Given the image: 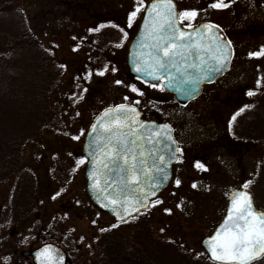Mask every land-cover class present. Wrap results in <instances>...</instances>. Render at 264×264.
<instances>
[{
	"label": "rangeland",
	"instance_id": "rangeland-1",
	"mask_svg": "<svg viewBox=\"0 0 264 264\" xmlns=\"http://www.w3.org/2000/svg\"><path fill=\"white\" fill-rule=\"evenodd\" d=\"M150 1L142 0V3L146 6ZM173 1L180 12L197 9L198 0ZM10 5L16 14L22 12L30 19L28 29L32 37L42 45L43 53L50 52V56H54L62 68V77L54 86L46 129L44 127L29 142L22 154L23 167L19 174L23 178L19 179L18 186L23 179L30 182L35 187L34 195L16 201V197L11 198L15 184L7 182L5 176L0 183V264H31V258L23 257V253L36 249L50 238L67 253L72 264L89 261L105 264L99 258L93 239L98 236L99 225L112 227L111 220L90 204L83 178L85 163L77 167L76 162L83 159L84 137L99 112L117 104L134 105L149 92L132 81L125 64L126 50L143 8L129 28L127 17L135 9L137 0H15ZM220 13V17L216 16L218 13H213V17L221 22L229 20L232 14L226 10ZM1 18L7 23V15L1 14ZM199 18L197 15L191 23ZM101 25L104 27L99 32L90 31ZM5 40L0 37V46L7 44ZM117 44L121 46L116 47ZM101 71L102 76L98 74ZM263 75H258L261 85ZM229 77L207 92L221 89L219 96L222 97L230 85ZM250 79H253L251 84L256 85V77L250 76ZM133 86L144 94L132 92ZM152 90L156 94L150 97L166 108V104L160 102L165 95L158 89ZM262 98L264 100V95ZM206 99L208 97L202 101L209 104ZM203 102L189 105L179 117L176 131L185 142L182 144L185 163L180 164L174 181L161 194V203L153 206L141 222L143 225L149 220L154 235L166 248V252L162 249L166 256L163 264H176L177 260L186 258L201 261L200 240L221 220L227 195L254 180L256 175L259 177L258 170L264 164V118L259 139L231 142L213 139L209 147L206 140L195 139L204 133L203 125L194 118V111ZM82 131L84 135H80ZM78 135L79 140L72 139ZM190 158L202 163L207 171L198 170ZM177 179L181 181L179 188L175 186ZM193 183L197 188L191 187ZM57 192L60 195L53 200ZM166 209L171 210V214ZM71 242L75 243L71 246L75 250L73 254L68 248Z\"/></svg>",
	"mask_w": 264,
	"mask_h": 264
},
{
	"label": "snow or ice",
	"instance_id": "snow-or-ice-1",
	"mask_svg": "<svg viewBox=\"0 0 264 264\" xmlns=\"http://www.w3.org/2000/svg\"><path fill=\"white\" fill-rule=\"evenodd\" d=\"M210 6L213 9L227 7L223 0H216ZM142 8L147 12V16L144 17V30L133 60L135 72L161 83L167 80L168 86L173 87V82L177 81L178 77L180 83H198L208 78L207 73L221 71L226 67V62L231 56L230 42L223 41L213 33L211 31L215 27L213 25L204 24L193 28L191 21L197 16L195 10L177 13L172 0H155L147 7L143 5L142 0H137L135 9L127 17L129 28L132 27L135 17ZM178 18L179 22L189 21L187 27L192 29V32L182 31L177 26ZM103 27L104 25H101L90 31L99 32ZM111 27L118 26L111 25ZM204 30L208 32L205 33ZM120 46V44L116 45V47ZM260 55H264V49L258 53H250V56ZM189 68L196 70L195 77L188 71ZM112 70L115 71L114 68ZM98 74L102 76L104 72ZM116 83L119 84L120 81ZM148 86L156 88L159 85L148 84ZM130 90L137 95L144 94L135 86ZM248 95L251 96L253 93L249 92ZM113 112L123 115L113 116L111 115ZM135 116V108L119 105L115 109L106 110L88 133L91 137L88 148L92 156V171L89 173L92 188L98 193L100 206L112 212L121 222H127L125 216L134 219L132 214L139 212L141 207H147L148 203H152L153 206L161 203L160 200L148 199L149 193L142 187L144 179L147 177L154 180L152 173L155 172L166 181L168 164L171 163L172 158H175L176 153L181 152V149L176 147L171 157L166 159L163 154L157 155L152 151L146 153L143 144L138 149V142L147 141L149 145L157 143L158 140H154L153 137H165L171 140V129L167 125L158 131L145 129ZM232 119L235 120L236 116L234 115ZM229 130H231V122ZM80 135H84V132L82 131ZM72 139L79 140L80 136H72ZM146 156L152 158L150 165L145 159ZM84 163L83 159L76 162L77 167ZM195 167L207 171L200 162H196ZM113 172L117 179L109 183L108 176ZM250 184L251 181H248L242 185L244 191L232 192L225 220L215 234L205 241L211 260L214 262L253 264L258 259H264V213L256 212L253 208L251 195L247 191ZM180 185L181 181L177 179L175 186L179 188ZM150 187L155 189L159 184L153 182ZM191 187L195 189L197 185L193 183ZM151 194L154 195V191ZM59 195L60 193L57 192L52 199L55 200ZM179 206L178 204L177 207ZM165 211L171 214V210ZM106 230L101 229L102 232ZM37 257H43L41 264H61L63 259L58 258L55 250L50 246L38 252Z\"/></svg>",
	"mask_w": 264,
	"mask_h": 264
},
{
	"label": "trees",
	"instance_id": "trees-1",
	"mask_svg": "<svg viewBox=\"0 0 264 264\" xmlns=\"http://www.w3.org/2000/svg\"><path fill=\"white\" fill-rule=\"evenodd\" d=\"M14 1L0 0V15H7V23L4 18L0 19V37L7 39V44L0 46V183L4 176L7 182H13L11 198L14 196L18 201L34 195L35 187L30 182L23 179L18 186L22 176L19 174L23 167L22 154L51 117L50 99L54 86L62 77V68L50 52L41 51L42 45L37 44L28 29L30 19L22 12H14L10 5ZM258 174L261 182L257 185L260 178L256 175L247 191L255 208L264 212V164ZM146 214L122 225L112 221V227L99 225L98 236L93 240L99 258L105 264H163L166 256L162 249L165 251L166 248L154 235L149 220L141 224ZM114 224L117 226L113 227ZM102 228L107 230L102 232ZM130 233L132 239L129 242ZM74 244L68 243L71 254L75 251L71 247ZM200 254L201 261L186 258L177 260L176 264H213L201 250ZM91 262L87 264H93ZM253 264H264V259Z\"/></svg>",
	"mask_w": 264,
	"mask_h": 264
},
{
	"label": "flooded vegetation",
	"instance_id": "flooded-vegetation-1",
	"mask_svg": "<svg viewBox=\"0 0 264 264\" xmlns=\"http://www.w3.org/2000/svg\"><path fill=\"white\" fill-rule=\"evenodd\" d=\"M214 2L215 0H198L196 12L201 18L192 25L193 28L204 24L215 26L211 31L223 41L230 42L231 56L228 60L227 71L215 82L204 85L199 98L188 103L178 102L171 94L164 91L161 82L157 84L158 87L152 88L148 86V83L132 77V81L137 82L149 91L144 96V100L132 104L140 113L141 120L157 125H169L173 131L177 147L181 149V152L177 153V163L172 166L170 184L175 179V171L180 164L185 163L186 153L182 150V144H185V142L178 137L179 132L176 131V126L179 117L184 110H187L186 108L189 105L203 102L202 99L208 97L206 102H209V104L201 103L198 109L194 111V118L204 127L203 135L199 139L198 137H195V139L198 141L206 140L209 147H211L213 139H216L217 142L221 140L231 142L236 139H259L262 136L264 75L262 85L260 84V78L258 80V75L264 74V55L250 56V53H258L261 49H264V0H223L227 7L221 9H213L210 5ZM176 9L179 13L177 5ZM225 10L232 13L229 20L221 22L220 19L213 17V13H218L216 16L220 17L222 15L220 12ZM188 23L187 20L179 22L178 18L177 26L182 31L190 33L192 29L187 27ZM139 24L136 26L131 39L136 35ZM204 31L205 33L208 32V30ZM227 76H230V85L225 89L222 97L219 96V92L223 90L218 87L219 91L215 89L216 91L207 92L215 88ZM250 76L256 77L257 81L254 80L256 85L251 84L253 79H250ZM237 79L241 83H237ZM235 80L237 81L234 84ZM152 89H158V92L165 95V97L162 96L160 102L163 105L166 104V108L159 106V102L150 97H155L156 94ZM227 92L230 94L226 95ZM249 92H252L253 95H248ZM241 109L244 110L240 111ZM237 113L239 115H236ZM234 115L236 116L235 120L232 119ZM182 121L180 119L181 124ZM230 122L231 130H229ZM254 125H257V127L255 128ZM190 160L192 159L190 158Z\"/></svg>",
	"mask_w": 264,
	"mask_h": 264
},
{
	"label": "water",
	"instance_id": "water-1",
	"mask_svg": "<svg viewBox=\"0 0 264 264\" xmlns=\"http://www.w3.org/2000/svg\"><path fill=\"white\" fill-rule=\"evenodd\" d=\"M153 2H155V0L151 1L147 6H150ZM172 3L174 4L173 1H172ZM174 6H175V4H174ZM175 10H176V6H175ZM145 16H147V12L143 11L141 20L139 22L140 24H139L137 33L134 36V38L131 40V42H130L128 48H127L126 65H127L129 74L131 76H133V77H135V78H137V79H139V80H141V81H143L145 83H148V84H158L159 81L150 80L146 75L138 74L133 69V60L135 58V53L137 51L138 42L141 40V35H142L143 30H144V17ZM228 62L229 61L226 62V67H224L221 71H213V72L207 73V77L208 78L204 79V80H202V81H200L198 83H180L179 82V77H178V80L173 82V85H174L173 87H169L168 86L169 82L167 80H164L162 82V87H163V89L166 92L172 94L176 101L182 102V103L191 102L193 100H196L200 96L202 87L204 85L211 84V83L215 82L217 79H219L227 71ZM188 71L193 74V77H195L196 70L189 68ZM117 106H119V105H117ZM117 106H115L113 108L104 109L103 111H101L93 119L91 125L88 128L87 134H86V136L84 138V141H83V144H82V155L87 160L86 168L84 170V179H85V192H86V195L88 196L90 202L96 208H98L100 211H102L103 213H106L116 223H123L115 215H113L112 212H110L108 209L102 208L100 206L98 193L95 190H93L92 181L89 179V173L92 171V163H91L92 156H91V151L88 148V145H89V143L91 141V137L88 136V133L92 130V125L94 123H96L98 118H100L102 116V114L105 113L106 110L115 109ZM125 106L132 107V106H129V105H125ZM132 108H134V107H132ZM111 115H113V116H122L123 113H115V112H113V113H111ZM135 119L140 124L144 125L145 129H152V130H157L158 131V130L162 129V127L164 125H166V124L157 125V124L152 123V122H144V121H142L141 118H140V113L137 111V109H136ZM93 135H95V133ZM170 135H171V140H168L165 137H160V138L153 137L154 140H158L157 143L149 145L147 143V141H142V142H138L137 143V147L139 149L140 145L143 144V150L146 153L149 152V151H152V152L157 153V155L163 154L165 156V158L168 159V158L171 157V153L177 147V144H176V142L174 140V137H173L172 129H171ZM145 159L147 160L148 164L150 165L151 162H152V158L146 156ZM177 160H178V157H177V153H176L175 154V158H172L171 159V163H169L168 166H167L166 171H167V174H168V179L166 181L163 179V177L161 175L156 174L155 172L152 173V176L155 177L154 180H151V179H149L147 177L144 179V183H143L142 187H143L145 192L149 193L148 199L150 201H154L167 188V186H168V184H169V182L171 180L172 166L177 163ZM108 179H109V183H111V181H113V180H116L117 177H116L115 172L109 174ZM153 182L154 183H158L159 187L155 188V189H152L150 187V184L153 183ZM113 187H114V185H113ZM237 190H239V189H235L233 191H237ZM109 191H111L110 188H109ZM153 191L155 193L154 195L151 194ZM239 191H244V190H239ZM232 192L228 195V197L226 199V209H225V212H224V215H223L221 221L215 227L213 232L209 236L204 237L201 240V242H200V247L206 253L208 259L214 264H219V262H214V261L211 260V254L208 251V248H207V245H206L205 241H208L215 234V231L220 227V225L225 220L226 215H227V209L230 207V196H231ZM149 207H150V203L147 204V207H141L139 209V212H134L132 214L133 217H135L136 215H138L140 213L146 212L149 209ZM254 210L256 212L264 213V212L258 211L256 209H254ZM130 218H132V217L125 216V220L126 221L128 219H130ZM46 246H50L51 248H53L55 250V255L58 258L59 257L63 258L62 261H61V264H71L70 260L66 256V253L60 247H58V246H56L54 244L43 245V246L39 247L38 249L31 251L30 253H27V252L23 253L22 256L23 257H28L29 256L31 258L32 264H41V261L43 260V257L38 258L37 257V253L41 252ZM258 260H256V261H258Z\"/></svg>",
	"mask_w": 264,
	"mask_h": 264
}]
</instances>
